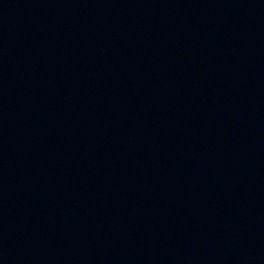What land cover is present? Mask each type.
I'll return each instance as SVG.
<instances>
[{
  "label": "water",
  "instance_id": "95a60500",
  "mask_svg": "<svg viewBox=\"0 0 264 264\" xmlns=\"http://www.w3.org/2000/svg\"><path fill=\"white\" fill-rule=\"evenodd\" d=\"M0 264H264V0H0Z\"/></svg>",
  "mask_w": 264,
  "mask_h": 264
}]
</instances>
